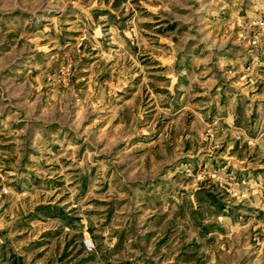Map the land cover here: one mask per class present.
Masks as SVG:
<instances>
[{"label": "rangeland", "instance_id": "374dc122", "mask_svg": "<svg viewBox=\"0 0 264 264\" xmlns=\"http://www.w3.org/2000/svg\"><path fill=\"white\" fill-rule=\"evenodd\" d=\"M0 264H264V0H0Z\"/></svg>", "mask_w": 264, "mask_h": 264}, {"label": "built area", "instance_id": "2783aa9c", "mask_svg": "<svg viewBox=\"0 0 264 264\" xmlns=\"http://www.w3.org/2000/svg\"><path fill=\"white\" fill-rule=\"evenodd\" d=\"M84 244H85V247L88 249V250H93V245L91 244V242L88 240V239H85L84 240Z\"/></svg>", "mask_w": 264, "mask_h": 264}]
</instances>
